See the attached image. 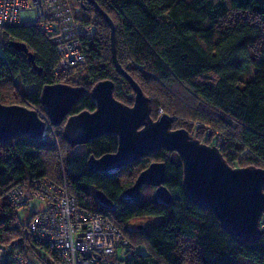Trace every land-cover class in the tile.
Returning <instances> with one entry per match:
<instances>
[{"label":"trees","instance_id":"1","mask_svg":"<svg viewBox=\"0 0 264 264\" xmlns=\"http://www.w3.org/2000/svg\"><path fill=\"white\" fill-rule=\"evenodd\" d=\"M95 1L113 21L117 60L149 97L152 118L166 112L156 111L158 102L149 95L146 85L152 83L164 94L168 93L165 85L180 86L184 94L175 98L178 104H189L193 97L217 111L218 116L193 106L191 113L182 118L189 121L187 124L177 120L178 115L166 113L172 117V128H185L197 138L190 127L197 131L210 127L222 137L217 146L229 165L264 168V0ZM90 8L95 11L96 30L83 37L85 61L76 68L78 74H83L78 83L85 90L69 114L94 108L89 90L102 79L113 81V94L118 100L131 104L133 98L129 82L114 69L109 27ZM231 11L236 16L227 19ZM10 41L25 44L40 72L33 68L27 53L16 50ZM55 61L51 40L36 27L2 28L0 102L13 103L7 99L12 96L3 91L10 87L20 94L18 104L45 114L41 87L71 80L54 74ZM251 68L253 74L249 77ZM28 85L32 88L27 90ZM65 117L40 138L22 134L0 140V245L18 249L26 262L41 249L47 264H59L54 254L36 244L28 232V220L37 207L24 219L18 218L17 209L33 198L18 206L12 205L7 196L16 185L29 187L34 179L46 178L65 185L80 207L107 217L123 231L128 253L125 264H264V234L246 242L224 231L213 211L187 194L175 151L161 148L113 172H97L87 165L88 155L115 151L116 136L102 134L85 143V152H73V146L61 138ZM209 137L207 134L197 139L206 143ZM152 161L164 162L163 184L172 195L171 204L157 203L155 187L149 184L141 186L137 202L122 201L121 191ZM143 187L149 190L148 197L142 196ZM95 190L106 195L111 208L95 200ZM139 216H156L158 220L137 230L127 226L129 220Z\"/></svg>","mask_w":264,"mask_h":264},{"label":"water","instance_id":"2","mask_svg":"<svg viewBox=\"0 0 264 264\" xmlns=\"http://www.w3.org/2000/svg\"><path fill=\"white\" fill-rule=\"evenodd\" d=\"M109 27V48L115 71L129 82L133 98L126 104L113 94V81L109 78L95 82L89 90L94 106L69 114L72 105L83 94L82 85L65 82L44 84L40 101L44 112L53 125L61 123V138L70 146L85 144L102 134L116 136L115 151L95 156L90 153L87 165L97 172H113L139 157L164 148L175 151L181 162L182 184L187 194L201 207L210 208L221 228L246 242L258 240L264 234L259 228L260 215L264 209V168L252 165L231 166L222 156L218 146L207 144L193 137L185 128H172V117L160 113L150 115L149 97L140 85L120 65L116 57L114 24L110 16L96 3L87 0ZM16 50L27 53L33 68L34 57L24 43L10 41ZM45 129V120L37 110L26 105L0 102V140H9L22 134L40 138ZM164 162L152 161L124 188L120 199L137 202L143 184L155 187L154 198L159 204L169 206L172 195L163 184ZM95 200L111 208L106 195L93 192ZM138 228L141 225L137 226Z\"/></svg>","mask_w":264,"mask_h":264},{"label":"built area","instance_id":"3","mask_svg":"<svg viewBox=\"0 0 264 264\" xmlns=\"http://www.w3.org/2000/svg\"><path fill=\"white\" fill-rule=\"evenodd\" d=\"M90 7L87 0H0V30L10 25L36 27L54 46V74L72 78L85 61L82 39L96 30ZM37 112L45 120V136L50 122ZM213 141L218 145L223 139L216 133ZM7 196L12 205L27 204L31 198L40 202L28 220V232L59 264H125L123 231L107 217L80 207L65 185L36 178L29 187H12ZM258 225L264 228V209ZM0 264L27 263L21 251L0 245Z\"/></svg>","mask_w":264,"mask_h":264},{"label":"rangeland","instance_id":"4","mask_svg":"<svg viewBox=\"0 0 264 264\" xmlns=\"http://www.w3.org/2000/svg\"><path fill=\"white\" fill-rule=\"evenodd\" d=\"M234 16H236V13L231 11L230 14L228 15L227 19H230ZM252 71H253V69L251 68L250 71L247 73V75L249 77L252 76V74H253ZM82 78H83V74L80 75L76 71L75 74L71 78L72 81L69 80L68 83L73 82L72 85H79L78 82L81 81ZM146 87L148 88L149 95H151L158 102L157 105H159V106L156 109L157 112L161 111V112H166V113L178 115L179 118H177V120H180V121L184 120L187 122V124L189 123V121L186 119H182V118H186V115L188 113L189 114L191 113V109L193 108V106L205 110L207 113H209L212 116H218L217 111H215L213 108H211L209 106L204 105L201 102H198L197 100H194L193 97L191 98L192 101L189 104H186V103H184V104L179 103L178 104V102L175 101V98L182 97V95L184 94V92L181 91L180 86H177L174 84L165 85V87L167 88V91H168L167 94L161 93L162 91L160 92L157 89L156 85H154L152 83H150V84L148 83L146 85ZM31 88H32V85L25 86V89H27V90L31 89ZM3 91L8 96H12V97L7 98L9 101H13V103H21L20 102L21 100L19 99L20 94H19V92H17V90L11 89L10 87H8V88L4 89ZM163 91H164V89H163ZM153 108H155V105ZM39 112H42V111L39 110ZM187 118H189V117L187 116ZM47 122H49L48 118H47ZM50 125H51L50 127H52V128L54 127V126H52L53 124L50 123ZM50 127H48L46 129V130H49L48 132H50V129H52ZM59 128H60V126L54 128L53 130L55 131L56 129H59ZM190 129L193 130L192 134L195 135L199 139H203L204 135L208 134V136H210V137H209V139L206 140V143H210L211 141H213L214 137L216 136V131L210 127H204L203 126V129H198L200 132L197 131L193 127H190ZM53 130L51 132H53ZM214 142H212L211 144L217 145ZM86 149H87V146L85 144H78V145H75L72 147L73 152H76V153L85 152ZM147 194L150 195L149 190L147 188L145 189V187H143L142 196L148 197ZM40 205L41 204L39 201H37L34 198L31 199L27 206L20 207L17 209L18 218L21 220L24 219V217L26 216L27 213H29L35 207H37V208L40 207ZM157 220H158V217H156V216H139V217L132 218L131 220H129L127 222V226L130 227L131 229L137 230L138 229L137 225H141L142 227L143 226L148 227L149 225H151L153 222H155ZM140 250H142V249H140ZM39 256L42 258V260L39 258ZM45 258H46L45 252H43V250L40 249L38 251V255L37 256L32 255L30 257V259L27 260L26 263L27 264H47L48 262L44 260Z\"/></svg>","mask_w":264,"mask_h":264}]
</instances>
